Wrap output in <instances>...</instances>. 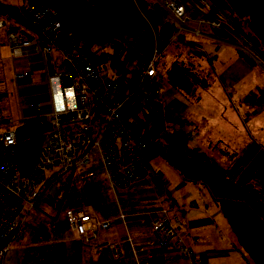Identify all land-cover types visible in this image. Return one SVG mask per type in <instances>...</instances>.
Returning <instances> with one entry per match:
<instances>
[{
	"label": "built area",
	"instance_id": "obj_1",
	"mask_svg": "<svg viewBox=\"0 0 264 264\" xmlns=\"http://www.w3.org/2000/svg\"><path fill=\"white\" fill-rule=\"evenodd\" d=\"M206 1V14H212L196 19L198 27H226L210 21L219 7ZM12 4L0 0V5ZM159 6L176 40L192 17L181 0H160ZM15 11L21 24L0 16V261L7 251L34 242L24 226L52 242L50 233L28 219L37 202L47 198L65 208L72 240L107 249L115 263L204 264L187 239V206L169 196L163 178L150 167L157 143H148L134 122L137 106L144 105L150 113L139 112L138 117L148 129L154 126V108L161 107L164 94L156 66L163 48L151 24V55L137 67L132 83L106 75L75 37L64 39L53 3L24 1ZM140 39L127 43L136 47ZM138 54L135 48L132 58ZM33 123L49 130L32 173L24 177L17 130ZM73 178L78 194L67 198ZM133 189L151 191L155 201L141 203L126 194ZM102 198L105 202L97 206H74ZM199 218L208 221L209 215L201 212Z\"/></svg>",
	"mask_w": 264,
	"mask_h": 264
},
{
	"label": "rangeland",
	"instance_id": "obj_2",
	"mask_svg": "<svg viewBox=\"0 0 264 264\" xmlns=\"http://www.w3.org/2000/svg\"><path fill=\"white\" fill-rule=\"evenodd\" d=\"M193 1L198 7L202 6L201 8L206 4ZM11 2L16 7L24 1L11 0ZM91 2L93 1L91 0ZM101 4L106 6L108 0L96 1L95 8ZM107 7H103L102 11L114 23V27L110 28V34L114 37L117 27L120 32L126 34L130 32L118 15L106 12ZM216 9L218 13L214 14H217V17H213L214 19L212 18L210 21L215 20V22L227 25L226 28L237 40V45L230 44V46L204 40L194 35H185L187 39L196 40L201 47L199 49L201 55L194 61L195 76L199 84L193 86L192 74L185 63L170 58L171 55H174L171 47H173L172 42L175 35L171 36L166 45L162 47V52L166 51V54L163 56L161 52L162 56L158 58L163 70L166 71L162 78L164 94L161 107L154 108L153 114L157 123L149 128V133L164 135L173 130L182 131L187 137L190 149L204 153L212 165L218 171L223 172L227 178L233 180L239 188L257 193L264 200V56L249 42L243 29L238 28L220 8ZM207 14H212V11ZM207 14L205 12L204 17ZM166 20L170 21V19ZM185 25L197 29L196 24L192 22L185 23ZM210 25H204L209 32ZM140 38L142 39V37H131L130 39L137 41ZM141 39L140 41H142ZM2 43H4V32L3 29H0V54ZM114 43L115 39L111 38L104 50L109 55L116 53L121 55L123 46ZM235 47L251 55L256 67L240 56ZM132 53L127 63L130 69L140 67L145 62V56H142L136 63L135 58H132ZM55 56L59 60L57 53ZM102 69L106 75L117 78L112 69ZM187 76L188 78H186ZM124 80L127 81V78ZM64 83L68 86L67 79ZM153 135H150L152 139ZM154 143L157 145L150 167L164 179L169 196L178 204H184L187 207L193 206L200 212L205 211L209 215L207 222L209 225L201 229L205 236H200L201 241H198L212 250V253H203L206 264H215L214 259L220 254L227 256L236 252L239 248L234 242L235 235L233 232L227 231L228 223L220 214L221 210L207 188L201 183L185 180L169 165L164 157V143L161 137L157 138ZM75 183L73 178L67 198L78 194L75 191ZM81 188L79 192H81ZM126 194L134 195L141 203L155 201L154 195L149 190L136 191L133 189ZM104 202L105 199L102 198L78 203L74 206L85 204L97 206ZM32 211L33 213L28 215V219L50 233L52 241L55 242L53 249L60 253V247L65 248L66 245H69L66 243L56 244L57 240L70 236L65 208L61 207L58 210L45 201V198H42ZM205 221L207 220H203V222ZM23 230L32 239L43 238L27 226H24ZM43 241L46 239L43 238ZM72 244L75 247L74 251H66L73 255V258L78 253L80 244L77 242ZM193 245L195 247V242ZM81 249L82 264H118L112 261L107 249L92 251L86 246H82ZM196 252L200 254L198 251Z\"/></svg>",
	"mask_w": 264,
	"mask_h": 264
},
{
	"label": "trees",
	"instance_id": "obj_3",
	"mask_svg": "<svg viewBox=\"0 0 264 264\" xmlns=\"http://www.w3.org/2000/svg\"><path fill=\"white\" fill-rule=\"evenodd\" d=\"M23 1L35 5L53 3L58 9L64 39L75 37L79 48L89 56L91 61L106 70L112 69L117 79L124 80L127 78V81L135 82L139 71L137 67L130 69L127 66L128 58L135 48L140 51V54L135 57L136 63L142 56L149 57L151 55L154 43L152 28L157 35L159 44L163 47L167 43L159 39V26L147 14V10L152 7V4L147 0H108L106 6L101 4L96 8L92 6L89 0ZM212 1L233 20L238 28L244 30L249 42L264 56V0ZM103 7L108 8L106 12L118 15L130 32H127V34L120 32L117 27L113 37L110 34V28L114 27V23L102 11ZM143 15L146 16L148 21ZM0 16L8 18L12 24H21L14 3L10 6L0 5ZM163 17L165 20L167 19L165 14H163ZM209 29L212 35L218 38L233 44L237 41L225 26L215 27L210 25ZM131 37H142V41L136 47H132L127 43ZM177 37L172 42L173 47L171 49L174 51V55H171L170 58L184 62L192 74V85L196 84L193 74V70L196 68L194 61L195 58L199 57L200 52L195 51L192 47V41L184 39L183 32L179 33ZM111 38L115 39V45L123 46L120 52L121 55L117 53L109 55L104 50L110 43ZM235 49L249 64L256 67L253 58L248 53L237 47ZM165 52H162L163 56L166 54ZM156 66L162 82L166 71L163 70L159 61H157ZM149 109L144 105L137 106L134 113L137 130L150 144H153L157 138L161 137L163 139L164 157L169 165L185 180L201 183L207 188L216 200L222 216L226 219L229 228L235 235L237 244L247 258L252 264H264V200L257 193L239 188L233 180L227 178L223 172L218 171L204 153H198L190 149L187 137L182 131L173 130L164 135L154 134L155 136L151 133L154 137L152 139L149 133L150 129H148L144 118L138 117L139 112L149 115ZM48 130V127L39 123L18 128L17 157L22 176L27 177L32 173L39 148ZM45 201L58 210L61 208L47 198H45Z\"/></svg>",
	"mask_w": 264,
	"mask_h": 264
},
{
	"label": "crops",
	"instance_id": "obj_4",
	"mask_svg": "<svg viewBox=\"0 0 264 264\" xmlns=\"http://www.w3.org/2000/svg\"><path fill=\"white\" fill-rule=\"evenodd\" d=\"M89 1L91 2V0H89ZM92 1L93 2H91V4L93 7H95L96 1H98V0H92ZM147 1L149 3H151L152 6L155 3H158V4L160 3V0H147ZM181 1H183L185 4L186 12L192 17V20H190L188 22H192V23L196 24V26H197V29H195V28H192V26H187L184 24L185 29L182 31L184 39L190 40L193 42L192 47L195 49V51H199L200 55H201V51L199 50V49H201V47L199 46L198 42L192 38L187 39L186 38L187 35H194V36L199 37L201 39L210 40V41L215 42V43H223L225 45H230V44L233 45V43H231L229 41L223 40L221 38H218L215 35H212V33L209 32V30L207 31L206 26L202 25L201 27H198L196 19L205 18L204 13L207 12V1L206 0H196V2H198L199 4H204V2L206 3L205 6H203V8H201L202 6L198 7L196 5V3H194L193 0H181ZM197 31H199V34L196 33ZM200 55H199V57H200ZM195 71H196V68L193 70V74H194L195 81H196L195 82L196 84H193V86L199 84V82L195 76ZM14 84L17 86L19 85V80L16 79V77L14 80ZM187 208H188L187 209V218L189 220L188 230H187L188 241L192 245L195 242V247L193 245V248L195 249V252L198 251L200 253V254H198L196 252L198 255L203 256L204 252L212 253V250H210L206 245L198 243V241H201L200 236H203V237L205 236V234L202 232L201 229L204 228L205 226L209 225V223H207L208 221L203 222V220H201L199 218V214L201 212H205V211L200 212V210L198 208H195L193 206H191V207L188 206ZM220 214L222 215L221 212H220ZM227 231L232 232L231 228H229ZM32 240L34 242L32 244L27 245L26 247H20V248H16V249H12V250L8 251L5 254L2 261H0V264H82L81 263L82 259H80V257L82 256L81 247L86 246V245H83L79 241L72 240L71 236H69L66 239L64 238V239L57 240L56 244L57 243L69 244V245H66L65 248L60 247V249H61L59 251L60 253H58V250L53 249L55 247L54 241H52V242L43 241V238H38L36 240L32 239ZM75 242L80 244V248H79V250H77L78 253L75 254V256L72 258L73 255L68 253L66 250H71V251L73 250L74 251L75 247L72 243H75ZM234 242L239 249L236 252H233V254H231L232 257H229L231 255L224 256L223 254H220V256H218L217 258L214 259L215 264H221V263L222 264H252L250 262V260L247 258V256L245 255V253L243 252V250L237 244L236 239ZM86 247L90 248L92 251L100 250V249L94 250L89 246H86ZM204 264H206V259H205Z\"/></svg>",
	"mask_w": 264,
	"mask_h": 264
},
{
	"label": "water",
	"instance_id": "obj_5",
	"mask_svg": "<svg viewBox=\"0 0 264 264\" xmlns=\"http://www.w3.org/2000/svg\"><path fill=\"white\" fill-rule=\"evenodd\" d=\"M147 14L152 19V21L159 26L158 36L162 42H167L170 40L173 34V25L170 21L164 20L158 3L153 4V6L147 10ZM162 48V46L160 45Z\"/></svg>",
	"mask_w": 264,
	"mask_h": 264
},
{
	"label": "bare ground",
	"instance_id": "obj_6",
	"mask_svg": "<svg viewBox=\"0 0 264 264\" xmlns=\"http://www.w3.org/2000/svg\"><path fill=\"white\" fill-rule=\"evenodd\" d=\"M187 23V22H186ZM160 39V38H159Z\"/></svg>",
	"mask_w": 264,
	"mask_h": 264
},
{
	"label": "clouds",
	"instance_id": "obj_7",
	"mask_svg": "<svg viewBox=\"0 0 264 264\" xmlns=\"http://www.w3.org/2000/svg\"><path fill=\"white\" fill-rule=\"evenodd\" d=\"M165 20V19H164Z\"/></svg>",
	"mask_w": 264,
	"mask_h": 264
}]
</instances>
